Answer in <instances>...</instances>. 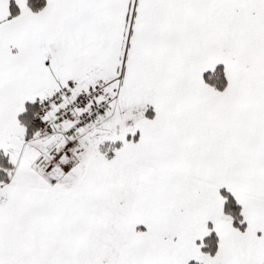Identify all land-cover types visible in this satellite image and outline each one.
<instances>
[{
    "label": "snow or ice",
    "instance_id": "1",
    "mask_svg": "<svg viewBox=\"0 0 264 264\" xmlns=\"http://www.w3.org/2000/svg\"><path fill=\"white\" fill-rule=\"evenodd\" d=\"M0 264H264V0H0Z\"/></svg>",
    "mask_w": 264,
    "mask_h": 264
}]
</instances>
